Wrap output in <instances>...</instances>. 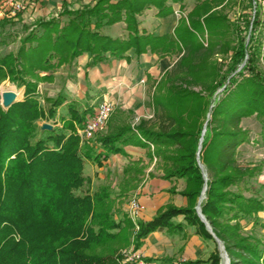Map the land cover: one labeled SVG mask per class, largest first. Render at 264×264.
<instances>
[{
	"label": "trees",
	"instance_id": "obj_1",
	"mask_svg": "<svg viewBox=\"0 0 264 264\" xmlns=\"http://www.w3.org/2000/svg\"><path fill=\"white\" fill-rule=\"evenodd\" d=\"M169 1L183 0H96L81 9H65L61 14L68 16L67 23L52 18L36 27L25 25L18 51L0 56V82L10 78L25 88L22 100L7 107L0 103V264H136L116 250L90 252L95 242L115 238L124 226L134 225L128 217L115 219L110 208L98 209L105 203L111 206L110 187L76 192L86 180L85 162L103 165L124 144H153L148 156L160 159L165 177L190 180L194 188L186 193L194 198L206 183L201 210L213 231L196 208L170 205L152 220L138 221L134 249L159 226L182 228L172 218L183 214L203 237L222 241L230 264H264V236L253 232L264 210L263 198L254 193L257 190L244 193L251 191L250 180L259 168L243 166L237 159L238 147L252 141L242 119L256 114L264 124V19L255 5L259 0H250L254 13L244 12L236 23L215 10L218 0H197L172 34L140 29L139 14L154 6L157 16H167L174 11ZM119 21L126 24V37L101 32ZM0 44H7L2 35ZM131 48L137 56L148 49L161 56L178 55L155 88L157 126L146 120L132 126L111 116L105 132L83 140L77 127L86 111L73 104L60 131L42 128L46 135L37 137V121L45 115L36 98L38 80L53 79L61 65L84 51L91 53L92 66L109 55L128 57ZM31 50V60L23 62V52ZM217 54L225 69L218 68ZM195 85L202 90L193 89ZM64 100L59 95L47 115H55ZM193 104L197 107L189 110ZM257 141L264 145V130ZM145 166L143 159L129 161L116 196L124 197L140 185ZM179 264H222L221 251L217 246L207 259Z\"/></svg>",
	"mask_w": 264,
	"mask_h": 264
},
{
	"label": "crops",
	"instance_id": "obj_2",
	"mask_svg": "<svg viewBox=\"0 0 264 264\" xmlns=\"http://www.w3.org/2000/svg\"><path fill=\"white\" fill-rule=\"evenodd\" d=\"M95 2L96 0H27L26 7L20 16H11L6 9L0 7V24L2 25L6 20L18 21L21 26L29 25L32 28L36 27L37 22L59 18L63 25L68 21V16L61 14L63 10H77L85 4H94ZM154 9V13L150 11L152 8H148L138 15L140 29L160 35L172 33L179 19L176 13L159 17L156 14L158 9L156 7ZM3 30L0 26V32L4 34ZM101 32L111 37L123 38L128 35L124 21L106 25L101 28ZM90 59L91 53L84 51L54 72L53 80L61 83L58 96L62 95L65 98L64 102L57 107L54 115L55 126L62 127L63 120L70 118L69 105L76 104L80 112L85 110V121L103 100L112 101L115 104L116 113L119 110L126 111L131 113V116H138L146 121L155 116L152 98L147 91L149 82L160 78L171 66L172 58L162 57L151 50L137 56L134 48H131L128 51V57L109 55L105 60L88 66ZM82 125L77 127V132ZM120 146L121 148L117 152L110 154L103 165L99 166L91 161H86L84 172L87 177L93 176L94 172H97L96 176L99 178H106L110 175L114 180L112 186L117 192L124 167L131 159H143L146 166L142 182L128 195L121 197L128 202L131 198L136 197L144 205L139 220L150 221L157 213L170 205L198 209L199 204L203 201L200 202L201 194L194 198L186 193L194 188V184L186 177L167 178L164 176L160 159L156 156L153 158L148 156L149 152L153 150V144L151 147L143 144ZM260 148L264 151V145ZM90 170L91 173L88 172ZM258 181L261 198L264 202V176L260 177ZM172 220L182 224V228L169 229L167 226H159L143 240L139 250L151 248L155 254H153L154 257L158 258V262L161 264H179V261L183 260L207 259L215 251L217 242L198 233L197 225L189 224L183 214L173 217ZM258 226L263 227L264 230V210L259 212V223L256 227ZM254 234L261 237L255 231ZM146 260L149 258L147 257ZM154 262L156 261H151L150 264H154Z\"/></svg>",
	"mask_w": 264,
	"mask_h": 264
},
{
	"label": "rangeland",
	"instance_id": "obj_3",
	"mask_svg": "<svg viewBox=\"0 0 264 264\" xmlns=\"http://www.w3.org/2000/svg\"><path fill=\"white\" fill-rule=\"evenodd\" d=\"M196 1L197 0H183L182 2H180V1H177V2L169 1V3L172 4V6H173V9H174L173 13L175 12L176 15L180 18L182 15L186 14L189 10H191L193 8ZM181 4L184 5V6L182 5L183 6L182 11H181ZM255 5H257L258 8L261 9L260 15L264 19V0H259L258 3H256ZM150 8H152V10H150L151 13H154L155 7L152 6ZM215 10L226 15L228 17V19L231 21V23H236L238 17H240L241 14H243L244 12L251 11L254 13V10H252V6L250 4V0H218L217 5L215 7ZM145 11H146V9L143 12H145ZM159 17H161V16H159ZM0 26H2V28L4 29L3 30L4 34H0V35H2V37L7 42V44H0V56H4L5 54H7L9 52L16 53L18 51L20 44H21V37L25 36L27 33V30H25V27H24L25 25L21 26L18 23V21H8L5 26H3V24L2 25L0 24ZM261 30L263 31L262 36L264 38V25L261 27ZM172 33H167V34H172ZM244 34H245V32H244ZM148 50H150V49H148ZM33 53H34V50H31L29 52L24 51L22 54L23 55V62H29L31 60L30 56ZM165 56H169L170 58H172L171 59L172 64L167 69V70H171L174 67L176 61L178 60V55H176V54H174V55L173 54L162 55V57H165ZM39 58H40L39 55H35L36 61L39 62ZM215 60L217 61L218 68L219 67L220 68L222 67L223 69L226 68V65L224 64L225 61L223 58H221V56L219 54L215 55ZM209 61H210V59H209ZM262 63L264 65V61H262ZM162 75L160 76V78L162 77ZM32 79L34 81L37 80L36 78H32ZM53 79H51V80H49V79L38 80V87H37L38 90H37L36 98L39 101L45 115L43 116V118H40L37 121L38 125L41 127L38 129L37 137L46 135V133L42 131L44 124H49L51 126L50 129H54L56 131H60L62 129L61 126H59V125L55 126L54 125V122H55L54 115L53 116L47 115L49 113V108H50V106H52L53 101L58 97V91H59V88L61 87V83H59L58 81L56 82ZM159 79H156L154 82L150 81L149 86H148V90H147L148 94L152 98V103H153V106L155 108V116L151 120H148V121L152 122V124H155V126H157L160 123V118L158 117L159 115L157 116V114H156V106H155V99H154V94L156 92L155 88H156V85H157V82ZM193 89H195L196 91H201L202 87H201V85H195V86H193ZM5 90L17 91L18 92L17 100H22L24 98V90H25L24 86L18 85L17 82H14L10 78H7V79L3 80L2 82H0V103L2 105H3L2 94ZM157 92L161 93L162 91L161 92L157 91ZM114 106H115V104H114ZM4 107H6V106H4ZM195 107H197V105L193 104V105L188 106L189 110H191L192 108H195ZM115 110L112 114L114 116V118H120L121 120H126L132 126H137L142 121V119L140 117L131 116L130 115L131 113H129V112L119 110L116 113ZM60 112H61V114H63L62 111H60ZM209 117H210V115L207 114L205 121H204L205 124H206V119ZM204 123H203V125H204ZM108 124H109V122H108ZM241 124L244 128H246L249 131V135H250L252 141L245 142L238 147V152H237L238 163L243 165V166H250V167L259 168L258 174H256L250 180V184H252V186H253L251 191L245 190L244 193L249 196L251 193H253V190H257L258 192L256 191L254 193H258L261 196V190L258 187V185L260 184L258 179L260 177L264 176V151L261 150L260 146H262V145H260L257 140L260 138V133L264 130V124L262 122H260V120L256 117V114L244 117L242 119ZM88 172L91 173L92 171L90 170ZM84 175H85V172H84ZM96 175H98L97 172H94L93 176L91 175V176L87 177V175H85L86 180H85L84 185L80 189H78L76 192L78 194H84L86 192V190L92 192V191L97 190L100 186L108 185L110 187L111 196L113 198L111 206H109V205L107 206V204L105 203L103 205H100L98 207V209L101 211H106L107 208H110V213L117 220L122 221L124 217H128L130 219V217H129L130 206L128 207V204L130 205V203H129L130 201L128 202V200L116 196L115 189L112 186V183L114 180H112L110 175L107 176L106 178H99ZM199 206H200V208L198 207V209H197L198 214H199V211L201 210V203ZM201 212H202V210H201ZM134 230H136L135 224L133 226H124L121 233L117 237L111 238V239H104V240L95 242V244L90 249V252L91 253H97V254H106V253H109V252L116 250L117 252H120L123 255V257H125L124 251L129 250L131 248H134V243H133V241H134ZM254 231L258 235L263 237V235H264L263 227H259V226L255 227ZM216 242H217V246L220 249L221 255H222L224 253V251L222 249V247L224 245H223L222 241L218 242L216 240ZM138 251L141 254L142 258L145 260L144 264H150L151 261H156V262H154V264H161L158 262V258L154 257L155 254L152 252L151 248H149L148 250L145 248H144V250L138 249ZM147 257L149 258V260H146ZM224 259L225 258L222 256V264L224 263Z\"/></svg>",
	"mask_w": 264,
	"mask_h": 264
},
{
	"label": "built area",
	"instance_id": "obj_4",
	"mask_svg": "<svg viewBox=\"0 0 264 264\" xmlns=\"http://www.w3.org/2000/svg\"><path fill=\"white\" fill-rule=\"evenodd\" d=\"M27 0H0V7L7 10L11 16H16L18 12L25 9ZM115 110L114 103L110 100L101 101L95 112L88 115L82 127L78 130L80 137L84 140L92 139L97 133L106 130L108 122ZM144 209V205L138 198L130 199L129 217L134 222L136 230L139 229V216ZM125 261L144 264V259L138 249L131 248L124 251Z\"/></svg>",
	"mask_w": 264,
	"mask_h": 264
},
{
	"label": "water",
	"instance_id": "obj_5",
	"mask_svg": "<svg viewBox=\"0 0 264 264\" xmlns=\"http://www.w3.org/2000/svg\"><path fill=\"white\" fill-rule=\"evenodd\" d=\"M17 95L18 94L15 91H13V90H5L3 92V94H2V103H3V105L6 106V107L9 106V105H11L13 102H15L17 100ZM206 125H207V123L205 124V126ZM43 128L44 129H50L51 126L49 124H44L43 125ZM204 132H205V128L203 130V133ZM203 133H202V135H203ZM202 141H203V136L200 139L199 150L197 152L198 157H199V152H200V149H201ZM206 189H207V186H206V183H205L204 184V187L202 189V192H201L200 202L205 197ZM199 208H200V206H199ZM199 215H200L201 219L207 224V227L212 231V228H211L209 222L207 221V219L205 218V216L203 215V213L201 212V210L199 211ZM215 238L217 239L218 242H221V240L219 238H217L216 236H215ZM222 249L224 251V253L222 254V256L225 258L224 261H226L227 264H230V257L228 255L227 251L225 250V247L223 246Z\"/></svg>",
	"mask_w": 264,
	"mask_h": 264
},
{
	"label": "bare ground",
	"instance_id": "obj_6",
	"mask_svg": "<svg viewBox=\"0 0 264 264\" xmlns=\"http://www.w3.org/2000/svg\"><path fill=\"white\" fill-rule=\"evenodd\" d=\"M13 91H14V90H13ZM15 92H16V91H15ZM16 93H17V92H16ZM223 264H227V263H226V261H224V263H223Z\"/></svg>",
	"mask_w": 264,
	"mask_h": 264
}]
</instances>
